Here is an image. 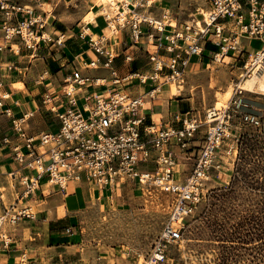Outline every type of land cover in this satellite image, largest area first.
<instances>
[{
  "label": "built area",
  "instance_id": "built-area-1",
  "mask_svg": "<svg viewBox=\"0 0 264 264\" xmlns=\"http://www.w3.org/2000/svg\"><path fill=\"white\" fill-rule=\"evenodd\" d=\"M148 2L151 0H144V4ZM117 15L115 22L122 26L125 17ZM38 20L26 5L0 0V49L15 36L25 41L31 39L32 27ZM148 23H152L151 18ZM140 33L138 20L134 19L133 38L137 40ZM240 36L260 43L258 48L247 52L240 67L241 79L264 71V0H212L209 8L191 22L174 27L163 36L151 35L155 38V49L148 51L149 72L119 77L112 70V88L99 94H85L80 104L75 92L87 83L97 84V80L74 70L73 84L65 90L68 106L57 113L56 130L31 135L26 128L28 114L12 119L16 141L11 151L17 168L7 175L20 182L24 194L35 190L42 177L46 183L62 187L68 176L79 173L99 189L114 191L120 184L136 182L140 186H157L171 196L175 194L170 216L141 262L168 264L171 247H176L181 238L183 208L188 209V202L199 194V186L208 174L227 167L237 145L238 136L231 123L234 104L230 99L213 115L207 112L203 119L196 108L189 106L165 119L147 122L143 97L148 93L152 99L164 82L185 79L191 58L203 55L209 42L216 46L208 53L213 62L224 63L229 51L240 54L243 52ZM91 42L105 60L95 58L85 68H96L100 63L109 67L113 57L99 40ZM126 57L131 60L130 55ZM133 79L141 84L148 80L155 84L134 95L124 87L132 84ZM202 124L205 130L199 138ZM23 169L34 173L18 172ZM146 169L155 172H143ZM4 191L0 185V205L5 209L0 212V226L28 216L26 208L3 204Z\"/></svg>",
  "mask_w": 264,
  "mask_h": 264
},
{
  "label": "crops",
  "instance_id": "crops-1",
  "mask_svg": "<svg viewBox=\"0 0 264 264\" xmlns=\"http://www.w3.org/2000/svg\"><path fill=\"white\" fill-rule=\"evenodd\" d=\"M9 1L26 5L39 20L32 27L31 39L25 41L15 36L5 41L0 49V185L5 188L3 204H14L28 212L27 217L1 224L0 264H91V260H83L84 243L80 231L89 203L117 197L118 204L129 203L131 206V198L135 195L133 185L137 188L140 185L126 182L114 191L99 189L79 173L68 176L62 187L48 184L42 177L35 190L24 194L20 182L7 175L17 168L11 151V145L16 141L12 119L28 114L26 128L31 135L56 130L57 113L68 106L65 90L73 84L74 70L97 80V84L87 83L75 92L78 104L83 102L85 94H99L111 89L112 70L119 77L131 72H149L148 51L155 49V38L151 35L163 36L174 27L191 22L199 16L200 8H209L212 0H151L147 4L144 0H124L119 2L117 10L111 6L105 9L100 0ZM89 12L92 16L87 19ZM118 13L125 17L122 26L115 22ZM148 18H151V24ZM134 19L138 20L141 31L137 40L132 34ZM155 19L162 22V30L154 26ZM91 39L99 40L101 47L113 57L109 67L100 63L96 68H85L95 58L100 62L105 60L94 50ZM242 39L246 38L240 36V42ZM241 45L243 52L232 54L229 51L226 57L237 61L251 51L248 45ZM215 49L214 43H207L203 55L191 58L188 69L194 68L196 61L202 67L207 65L206 61L213 62L208 53ZM126 55H130L131 60ZM131 81L132 84L124 87L134 95L146 92L155 84L151 80L146 84L136 79ZM163 86L152 99L148 93L143 97L147 122L165 119L189 106L196 108L190 92L184 94L180 90L172 96L168 85ZM18 172L34 173L26 169ZM4 210L0 205V212ZM103 256L99 254V257Z\"/></svg>",
  "mask_w": 264,
  "mask_h": 264
},
{
  "label": "rangeland",
  "instance_id": "rangeland-1",
  "mask_svg": "<svg viewBox=\"0 0 264 264\" xmlns=\"http://www.w3.org/2000/svg\"><path fill=\"white\" fill-rule=\"evenodd\" d=\"M206 10L200 8L199 14ZM241 44L250 50L260 46L257 40L242 39ZM246 55L237 61L225 57L224 63L206 61L205 67L197 61L186 72L182 92L193 95L202 119L213 106L221 109L231 99L238 142L226 159L227 167L208 174L199 194L188 202L181 238L171 247L168 264H264V94L237 88ZM227 90L226 101L217 100ZM200 129L199 138L205 124ZM133 186L131 206L118 204L117 197L89 203L80 227L83 260L141 264L168 220L176 195L154 185Z\"/></svg>",
  "mask_w": 264,
  "mask_h": 264
},
{
  "label": "bare ground",
  "instance_id": "bare-ground-1",
  "mask_svg": "<svg viewBox=\"0 0 264 264\" xmlns=\"http://www.w3.org/2000/svg\"><path fill=\"white\" fill-rule=\"evenodd\" d=\"M120 1H124V0H100L102 6H104L105 9H106L107 6L108 7L111 6L112 8H114V10H117ZM91 16H92V12H89L87 14L86 18L87 19H90ZM153 24H154V26H161L162 22L160 20H158V19H155L154 22H153ZM188 70H191V69H188ZM239 80L240 81L237 82V88H239L240 91L245 90V91H253V92H256V93L264 94V71H261V72H258V73H254V74H252L250 76L243 77V78H241ZM171 83H174L175 84L174 87H173L174 84L172 85V88H171L172 93H171V95L172 96H176L177 95V92L180 91V90H183V88H184V86H183L184 79L178 80V81L172 80L170 82L161 84V86L167 84L168 85V88H170L171 86L169 84H171ZM229 96H230V92H229V90H227V91H225V93H223V95H218L217 96V100H221V101H224L225 100L226 101V99ZM220 107L221 106H213V108L209 110L210 114L213 115L214 113H216V111L219 110ZM143 172H147L149 174H152L155 171L154 170H148V169H146ZM159 195L160 194H158V196ZM190 210H191V208H190ZM187 211H188V209H186L184 207L183 210H182V214H184ZM179 249H180V247H179Z\"/></svg>",
  "mask_w": 264,
  "mask_h": 264
}]
</instances>
